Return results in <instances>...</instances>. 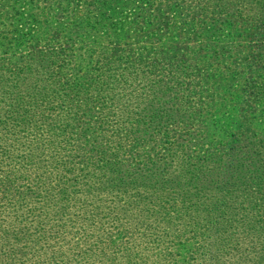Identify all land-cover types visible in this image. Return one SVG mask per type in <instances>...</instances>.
I'll use <instances>...</instances> for the list:
<instances>
[{
	"label": "trees",
	"instance_id": "16d2710c",
	"mask_svg": "<svg viewBox=\"0 0 264 264\" xmlns=\"http://www.w3.org/2000/svg\"><path fill=\"white\" fill-rule=\"evenodd\" d=\"M158 2L0 0V30L4 31L0 33V77H3L2 73L9 72L0 81V89L16 86L20 71L29 70L27 65L31 62L39 64L44 60L41 55L45 53L33 47L27 52L30 56L19 48L26 37L38 40L34 36L36 24L32 22L37 13L53 19L55 23L49 26L54 28L53 32L62 18H70L68 29L71 34L68 38L72 41L94 34L100 40L134 39L156 50L155 44H163L162 24L152 21L161 14L162 7L157 6ZM173 2L196 14L224 16L220 23L216 21L212 25L210 35L224 51L236 52L235 57L224 54L221 62L216 64L208 62L207 54L198 56L189 81L194 87L198 76L204 75L200 80L207 92L198 98L199 107H192L190 99L177 100L169 93L172 88H180L175 80H167L163 86L159 80H152L142 84L141 91L135 96L130 94L131 91L126 92L127 88L123 91L125 86L118 91L120 94L106 89L107 83L100 79L105 75L111 77L105 79L109 82L124 84L130 80L128 84H131L144 81L153 66L145 61L143 55L133 54L129 46V49L119 46L107 49L106 62L99 64L103 67L98 65L90 76L95 80L97 108L93 122L97 126L92 129V140L87 144L85 139L82 140L84 131L78 134L77 130H69L70 136L66 132L57 134L55 141L46 139L39 128L43 123L35 126L37 122L28 117L30 107L24 103L22 95V99L6 104L7 108L1 110L0 107L1 158L11 161L15 155L22 160L24 155L26 160L35 148L41 155L48 144L60 142L66 168L61 169L59 175L78 170L84 190L92 197L85 196V202L101 201L105 204L97 214L83 212L80 215L77 211L70 214L74 222L77 218L84 221L72 232L78 243H81L78 241L81 238H87L84 227L89 229L93 226L98 227L102 236H96L93 244L97 241L108 244L111 240L107 237L118 236L120 245L114 247L115 254L139 257L144 251H156L161 255L175 244L193 245L194 249L203 251L210 243L213 252L219 254L231 252L236 247L237 238H251L257 232L256 223H264V203L256 202L255 196L259 193L258 200L264 197V191L257 192L264 188V182L250 181L238 186L227 183L232 188L226 189V184L223 187L207 180L209 174L231 163H240V167L248 169L254 159L258 162V179L264 177V36L256 33L241 41L246 35L241 30H247V26L253 23L264 26V0ZM165 11L167 17H174L171 6ZM76 19L82 24L72 29L77 25ZM188 26L185 25V35L191 38L193 27ZM186 58L185 55L179 57L182 61ZM2 61L8 62L12 68L3 70ZM66 67L59 69L61 76H67ZM72 75L69 73L64 78L63 87L58 88L61 89L58 96L68 90L67 97L81 92L74 87L77 82L70 78ZM40 91L39 102H42L46 98V88ZM145 93H152V96L148 98ZM27 95L33 100L34 94ZM19 109L27 114H20ZM66 128L64 126L63 130ZM70 138L78 148L71 146ZM17 144L24 146L23 155L19 153ZM41 161L42 173L49 174L51 168L47 160L45 163L43 159ZM47 174L44 173L46 177ZM3 187L9 189L8 186ZM23 195L14 202V210H24L29 206L35 208L37 195ZM62 210L66 209L56 213L62 216ZM67 213L66 210L64 214ZM237 222L244 226L242 231L235 230L234 223ZM61 233H66V230ZM260 235L264 236V231ZM220 244L230 247H219ZM131 261L136 264V261Z\"/></svg>",
	"mask_w": 264,
	"mask_h": 264
},
{
	"label": "rangeland",
	"instance_id": "374dc122",
	"mask_svg": "<svg viewBox=\"0 0 264 264\" xmlns=\"http://www.w3.org/2000/svg\"><path fill=\"white\" fill-rule=\"evenodd\" d=\"M157 6L162 7L160 8L161 14L152 21L162 24L163 44H155L156 50L153 49V46H147L148 44L140 43L141 41L135 42L134 39L121 38L118 39L121 40L120 42L110 38L100 40L92 31L90 34L93 35L72 41L68 38L71 34L68 29L70 18H62L58 22L57 30L53 32L54 28L49 27L55 23L53 19L48 15L43 16L37 13L34 17L36 19H33L32 22L36 24L34 36H37L38 40H30L26 37L19 48L27 54L30 51L29 48L33 47L40 53H45L44 56L41 55L44 60L39 64L31 62L27 65L29 70L20 71L16 86H5L0 89L1 110L7 108L6 104L22 99L20 98L22 95L24 103L30 107L28 117L32 119V122H37L35 126L43 123L39 128L43 131L46 139L55 141L58 138L57 134L66 132L70 136L69 130H77L78 134L84 131L85 138L82 140H86L85 144L89 143V140H92V129L97 126L93 122L97 108L94 101L96 92L93 83L95 80L92 79L94 76L92 78L90 76L101 62H106L107 49L118 46L125 49H129L127 47L129 46L133 54L136 52L143 55L145 61L153 66L149 68L144 81L130 82L131 84H128L130 80L124 84L116 81L109 82L105 79H111V77L105 75L106 77L100 79L107 83L108 88L106 89L114 90V93L120 94L121 92L118 91L125 86L123 91L127 88L126 92L130 93L131 91L130 94L135 96L141 91L142 84L146 85L152 80H159L163 86L165 81L175 80L179 83L180 88L176 90L172 88L169 93L177 97V100L190 99L192 107H199L201 104L198 98L204 97L203 94L207 92L203 89L204 86L200 80L204 75L198 76L197 84L194 87L190 83L191 80L189 81V76L193 72L192 67L198 62V56L200 58L207 54L208 62L216 64L221 62V57H224V54L232 55V57H235L236 54L235 51H230V53L224 51L210 35L212 25L216 21L220 23L224 16L213 13L196 14L189 8H180L173 0H160ZM169 6L174 10L173 18L167 17L165 14V10ZM75 22L77 25L72 29L82 24L77 19ZM185 25L193 27L191 38L185 35ZM50 30L52 31L50 32ZM241 31L243 35L246 34L245 38L241 39L242 42L253 37L256 33L264 36V32H260L264 31V26H255V23L247 26V30ZM3 32L0 30V33ZM243 44L246 45V43ZM142 46L148 47V49L144 48L143 50ZM181 55L187 57L185 61L179 59ZM27 56H30L29 53ZM2 64L5 66L3 70L12 68L6 61H2ZM65 66H67L65 68L67 76L69 73L74 74L70 76L77 82L74 87L81 91L77 96H65L69 90L64 91L60 96L57 94L61 90L58 88L63 87L64 78H67V76L59 74V69ZM101 67L103 66L99 65V68ZM2 74L3 77H0V81L7 77L9 72ZM41 88H46L47 94L45 100L39 102ZM27 94H34L33 100ZM145 95L150 98L152 93H145ZM37 104L39 105L37 106ZM10 108L13 109L12 106ZM18 112L22 115L27 114L21 113L20 109ZM64 126H67L65 131L63 130ZM146 131L148 133L149 128ZM81 135L83 136V134ZM70 141L72 147L78 148L73 144L75 142L73 138H70ZM17 145L20 149L19 153L22 154V151L25 150L24 146ZM136 147L139 152H142L138 145ZM63 154L62 144L51 142L46 148L44 147L41 155L35 148L26 160L23 154L22 160H19V157L15 155L12 157L14 160L11 161L0 157V170H2L0 172V264H134L131 260L136 261V264H264V236L260 235L261 231H264V223H256L257 232L253 233L254 236L251 238H237L236 247L231 252L224 251L219 254L213 252L211 243L203 248V251L194 249L193 245L175 244L169 246L168 251L161 255L156 251H147V253L144 251L142 252L144 254H140V258L124 253L115 254L114 247L117 244L120 245L118 236L107 237V240H111L108 244L102 241L93 244V239L96 236L102 237L98 227L93 226L89 229L87 226L84 227L87 238H81L78 240L81 243H78L76 235L72 232L75 226L84 223V221L77 218L74 222L70 214L74 211L80 215L83 212L87 215L90 212L97 214L104 209L105 204L101 201L85 202V196L91 199L92 197L84 190L83 180L80 178L81 173L78 170L75 169L72 174H65L62 171L64 175H59L60 170L66 168L63 164ZM42 159L44 163L47 160L48 166L51 168L49 174L44 172L48 175L47 177L42 173ZM254 160L248 169L240 167V163L222 166L217 169V172L209 174L207 180L219 183L223 187L226 184V189L232 188L227 183H234L233 186L245 185L250 181L261 184L264 182V177L261 176L258 179V175H260L259 167L257 168L258 162L256 159ZM3 186H8L9 189H4ZM77 189L78 192H76ZM44 191H50V193L46 194ZM263 191L264 188H261L257 192ZM24 193L37 195L38 204L35 205V208L29 206L24 210H14V202L24 197ZM73 194H79V196ZM258 195L259 193H255L256 202L264 203V197L258 200ZM108 207L111 205L109 204ZM61 209H66L68 213L64 214L66 210H62V216H60L56 212ZM234 226L238 231L244 229V226L238 222L234 223ZM63 230H66V233L62 234ZM150 246H155V244H150ZM224 246L228 245L220 244L219 247Z\"/></svg>",
	"mask_w": 264,
	"mask_h": 264
}]
</instances>
